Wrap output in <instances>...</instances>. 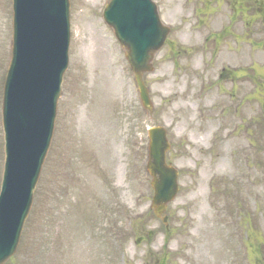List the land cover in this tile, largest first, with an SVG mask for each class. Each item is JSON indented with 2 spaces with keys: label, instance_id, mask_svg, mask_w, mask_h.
<instances>
[{
  "label": "rangeland",
  "instance_id": "374dc122",
  "mask_svg": "<svg viewBox=\"0 0 264 264\" xmlns=\"http://www.w3.org/2000/svg\"><path fill=\"white\" fill-rule=\"evenodd\" d=\"M108 1L71 0L70 60L54 136L20 245L5 264H258L264 13L159 9L171 33L144 77L154 103L146 112L103 19ZM228 14L233 34L218 40ZM11 40L12 0H0V180ZM155 125L168 129L167 159L180 172L168 233L151 209L145 169L147 129Z\"/></svg>",
  "mask_w": 264,
  "mask_h": 264
},
{
  "label": "water",
  "instance_id": "95a60500",
  "mask_svg": "<svg viewBox=\"0 0 264 264\" xmlns=\"http://www.w3.org/2000/svg\"><path fill=\"white\" fill-rule=\"evenodd\" d=\"M14 44L5 83L6 163L0 193V264L16 251L51 144L70 45V0H14ZM107 23L127 48L145 109L153 110L143 76L170 29L151 0H111ZM147 170L153 208L161 217L178 192V170L166 162L171 145L162 126L149 129ZM166 223L167 218L163 216Z\"/></svg>",
  "mask_w": 264,
  "mask_h": 264
},
{
  "label": "flooded vegetation",
  "instance_id": "af4514ba",
  "mask_svg": "<svg viewBox=\"0 0 264 264\" xmlns=\"http://www.w3.org/2000/svg\"><path fill=\"white\" fill-rule=\"evenodd\" d=\"M160 8L167 6L170 8L178 9H193L201 10L206 13L209 10H219L223 11L224 9H231L235 12L237 9H249L255 5H262L264 2L259 0H155ZM230 18V17H228ZM231 19V23H232ZM258 261V264L264 261Z\"/></svg>",
  "mask_w": 264,
  "mask_h": 264
}]
</instances>
